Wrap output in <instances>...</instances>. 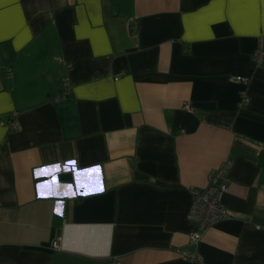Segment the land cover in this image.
<instances>
[{"label":"crops","instance_id":"obj_1","mask_svg":"<svg viewBox=\"0 0 264 264\" xmlns=\"http://www.w3.org/2000/svg\"><path fill=\"white\" fill-rule=\"evenodd\" d=\"M260 34L264 0H0V264H264Z\"/></svg>","mask_w":264,"mask_h":264},{"label":"built area","instance_id":"obj_2","mask_svg":"<svg viewBox=\"0 0 264 264\" xmlns=\"http://www.w3.org/2000/svg\"><path fill=\"white\" fill-rule=\"evenodd\" d=\"M252 61L256 65L264 64V34H260L257 38L256 47L252 52ZM5 73L9 74L10 68H6ZM115 79H117V76ZM235 80L242 83L247 82L246 77L237 76ZM62 81L63 90L60 94L53 98L55 100L64 98L70 91L67 79L64 78ZM242 100H246L244 94H242ZM183 107L186 110H192L189 104H185ZM16 115L17 112L13 111L9 113L4 120L5 126L10 131L17 130L19 128ZM230 166L231 160L226 159L220 166L208 175V182L204 188H192L190 190L191 203L187 212V218L194 225L193 230L188 236V241L191 245H198L210 226L230 216V212L222 202V195L227 191V171ZM52 247L58 248V242L56 240L52 242ZM180 253L187 257L190 261L202 264V257L199 253L189 252L186 249H181ZM112 264H122V262L114 259Z\"/></svg>","mask_w":264,"mask_h":264},{"label":"water","instance_id":"obj_3","mask_svg":"<svg viewBox=\"0 0 264 264\" xmlns=\"http://www.w3.org/2000/svg\"><path fill=\"white\" fill-rule=\"evenodd\" d=\"M61 178H62V179H68V178H69V174H63V175L61 176Z\"/></svg>","mask_w":264,"mask_h":264}]
</instances>
